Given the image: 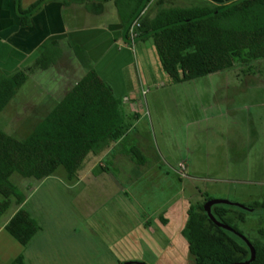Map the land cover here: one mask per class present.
I'll return each instance as SVG.
<instances>
[{
    "label": "rangeland",
    "instance_id": "obj_1",
    "mask_svg": "<svg viewBox=\"0 0 264 264\" xmlns=\"http://www.w3.org/2000/svg\"><path fill=\"white\" fill-rule=\"evenodd\" d=\"M134 49L132 83L143 116L132 121L127 139L116 147L118 161L103 162L107 172L99 167L78 181L69 180L62 168L44 180L11 176L27 197L24 209L40 226L25 264H152L168 239L162 231L144 230L142 222L149 219L154 228L180 189L192 205L205 199L202 205L212 199L231 202L220 204L232 212L230 224L247 240L264 242V209L235 205L264 200V59L173 84L151 39L136 41ZM77 64L64 55L54 67L31 74L0 113V129L26 137L36 122L26 120L29 114L15 115L23 108L20 101L46 102L49 93L56 103L84 73ZM131 147L146 160L145 168L124 163L121 155L126 151L131 157ZM13 209L12 204L5 215ZM238 213L243 221L235 218ZM183 242L180 256L159 264H194Z\"/></svg>",
    "mask_w": 264,
    "mask_h": 264
},
{
    "label": "trees",
    "instance_id": "obj_2",
    "mask_svg": "<svg viewBox=\"0 0 264 264\" xmlns=\"http://www.w3.org/2000/svg\"><path fill=\"white\" fill-rule=\"evenodd\" d=\"M48 1L51 0H35L23 7L22 0H14L20 27H29L32 15ZM61 1L69 5L107 0ZM150 2L114 0L124 40L131 44L129 29L138 18L133 44L151 39L171 83L264 59V0H235L223 6L160 7L153 17H148L145 11L141 13ZM70 48L84 73L26 137L16 138L0 129V216L12 203L19 206L25 200L24 193L10 179L13 174L43 180L62 168L69 180L77 179L88 157L100 154L124 138L132 125L134 114L129 117L124 114L121 99L96 72L86 52L76 45ZM60 57L59 44L52 41L30 65L9 75L0 71V113L31 74L53 67ZM130 153L137 161H144L136 148ZM205 200L189 206L181 230L194 264L247 261L250 251L246 243L230 236L241 234L229 222L232 212L222 205L211 208L214 218L234 232L217 226L208 217L202 205ZM244 206L264 209V200ZM235 218L244 220L241 213ZM5 230L26 246L40 226L28 211L19 208L6 223ZM261 234L264 236V232ZM249 242L255 250L254 260L249 264H264V242ZM10 264H25L24 255L19 254Z\"/></svg>",
    "mask_w": 264,
    "mask_h": 264
},
{
    "label": "crops",
    "instance_id": "obj_3",
    "mask_svg": "<svg viewBox=\"0 0 264 264\" xmlns=\"http://www.w3.org/2000/svg\"><path fill=\"white\" fill-rule=\"evenodd\" d=\"M33 1L35 0H22V6L27 7ZM233 1L235 0H151L141 14L145 11L148 17H153L160 7L223 6ZM52 41H57L61 49V57L58 61L64 55H67L72 61L75 59L70 45H76L84 50L99 76L110 84L115 96L121 99L124 114L128 117L134 114L133 121L136 122L142 119L141 101L136 97L137 89L132 83L133 65L136 63L135 43L131 45L123 38V27L114 0L86 1L70 3L69 5H65L61 0H51L32 15L30 26L27 28H21L19 25V19L14 10V0H0L1 72L9 75L30 65ZM77 65L75 69H81L80 65ZM70 86L69 84L58 101L69 90ZM46 95L49 100L41 103L22 99L20 104L23 108H18L15 115L20 116L26 113L31 115L26 120L39 122L58 102H53L52 98L55 94L46 93ZM51 101L53 103L49 106L48 102L51 103ZM129 132L130 130L124 138L113 143L100 154L88 157L83 170L75 180L85 179L97 168H104L103 164L107 161H118L115 155L116 147L125 142ZM121 157L122 160H125L124 163L127 167L132 169L145 168V163H147L146 160L137 161L134 157H130L126 151L124 154L122 153ZM112 163L110 162V164ZM148 165L150 164L148 163ZM103 170L107 172V168ZM110 177L113 181L116 179L113 175ZM129 179H131L130 175L126 176L125 181L127 182ZM182 192L180 189L178 192L180 197L176 196L171 203L166 205L163 213L155 218L156 226L154 228H152L151 220L145 219L142 222L141 226H145L144 230L154 234L158 230L159 232L162 231L168 239L166 248L152 264H159L167 259L173 260L181 255L184 243L181 230L186 221V212L191 205L187 197L182 196ZM123 194L126 195L127 193L124 191ZM177 197L179 198L176 199ZM27 201V197H25L24 202L19 206L12 203L14 205L13 211L5 215L7 210L0 216V264H10L19 254L27 255L30 244L22 246L5 230L6 223L19 208H26ZM28 212L33 217L31 212ZM181 218L182 220H180ZM151 236L149 235L150 239ZM185 246L188 251L186 241Z\"/></svg>",
    "mask_w": 264,
    "mask_h": 264
},
{
    "label": "water",
    "instance_id": "obj_4",
    "mask_svg": "<svg viewBox=\"0 0 264 264\" xmlns=\"http://www.w3.org/2000/svg\"><path fill=\"white\" fill-rule=\"evenodd\" d=\"M220 204H224V205H232L231 202L227 201V200H221V199H212V200H209L207 201L204 205H203V209L205 211V213L208 215V217L219 227L227 230V231H231V232H234V230L226 225V224H223L219 221H217L214 216L212 215V212H211V208L212 206L214 205H220ZM236 206L242 208V209H247L249 211H258L257 209H251V208H248V207H245L244 205H240V204H235ZM239 236L242 238V240L246 243V245L248 246L249 248V251H250V258L245 261V262H238V263H233V264H249L250 262H252L254 260V257H255V250L253 248V246L251 245V243L246 239L244 238L241 234H239ZM143 264L141 262H135V261H128V262H125L124 264Z\"/></svg>",
    "mask_w": 264,
    "mask_h": 264
},
{
    "label": "built area",
    "instance_id": "obj_5",
    "mask_svg": "<svg viewBox=\"0 0 264 264\" xmlns=\"http://www.w3.org/2000/svg\"><path fill=\"white\" fill-rule=\"evenodd\" d=\"M138 18L135 19L129 29V37H130V40H131V45H133V38L135 37V33H134V29L135 27L138 26ZM183 172V171H182Z\"/></svg>",
    "mask_w": 264,
    "mask_h": 264
}]
</instances>
